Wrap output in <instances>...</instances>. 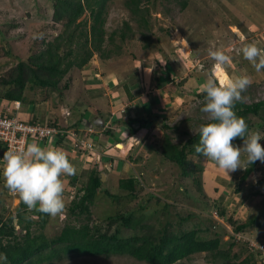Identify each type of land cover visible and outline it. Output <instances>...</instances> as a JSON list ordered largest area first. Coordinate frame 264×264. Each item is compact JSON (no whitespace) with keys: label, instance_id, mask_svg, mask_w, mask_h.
Instances as JSON below:
<instances>
[{"label":"rangeland","instance_id":"374dc122","mask_svg":"<svg viewBox=\"0 0 264 264\" xmlns=\"http://www.w3.org/2000/svg\"><path fill=\"white\" fill-rule=\"evenodd\" d=\"M55 1L0 0L1 79L12 77L19 62L26 59L32 49H43L62 32L63 23L55 22L53 17ZM187 1L188 6L184 9L176 0H152L148 7L151 12L148 17L151 31H144L146 32L144 33L126 8L127 0H110L107 3L106 39L109 40L113 32L118 33L121 29H126L125 22L129 24L132 32L125 42H122L119 36L113 43L106 42L103 49L106 52L110 51L108 57L102 59L100 53L95 52L88 65L80 71L75 70L71 73V87L66 93V100L84 101L82 112L87 117L92 116L93 108L88 105L90 101L94 105L103 104L106 102L102 101L107 98L118 101L122 97L124 99L127 97L123 103L124 106L126 102L127 105L130 103L129 106L134 105L136 108L134 110L141 112L139 115L128 110L125 112V118L122 119L134 117L148 121L151 117L145 113H148L152 98L159 96L156 98L160 101L159 105L162 104L161 99L167 103L165 109L160 108L161 112L157 114L159 118L155 119H159V125L164 123L168 125L169 129L164 130L161 126L149 129V125H146L139 130L135 139L134 137L130 139L125 126L120 128V125H114L113 129L120 128L122 131L119 130L116 135H122L125 141L124 147H132V159L128 161L129 164L127 163L124 171L120 167L111 177H104L102 187L97 192L95 203L91 208L93 218L90 221V227L96 231L97 235L104 234L107 230L113 233L116 225L106 228L107 217L115 214L116 211L130 209L136 214L145 215L150 223H155L157 218L161 217L163 224L171 222L177 230L178 228L202 229L204 231L202 235L209 238L219 235L226 243L223 250L228 253V258L214 259L208 254H197L178 264H243L244 260L250 258V254L244 249L242 242L248 243L247 240H253L259 244L264 243V184H260V181L264 179V163L255 162L253 173L247 181L242 182L241 179L246 170L238 169L234 173H229V177L214 162L203 156H191L193 163L204 168L202 174L198 172L206 195L203 196L194 183L180 175L181 170L178 166L162 161V155L157 151L163 143L164 135L170 136L174 144L185 145L190 141L194 145L198 144L200 126L211 122L206 114L200 111L204 101L201 86L210 74L214 63L208 56L209 48L222 50L231 57V64L220 70L217 83L221 80L227 81L237 76L248 75L252 79V84L243 93L247 97L243 103L251 105L264 100V70L257 73L250 62L243 59L240 52V49L248 43H255L259 48L264 49V0ZM82 19L84 18L80 21ZM5 34L12 40H8ZM72 49L75 51L73 54L75 56L78 51L77 45H74ZM5 51H9L10 54L6 55ZM66 51L67 49H62V52ZM168 59L176 69L172 72L175 84L166 86L165 81L155 83L154 73L159 68L157 66L159 64L166 66ZM130 84L133 87L131 92L133 100L126 93V87ZM159 91L160 94L155 96V93ZM138 96L139 100H137ZM148 96L151 100L145 103ZM32 97L33 93L28 92V98ZM55 98L56 95L52 94V99ZM2 104L8 109L15 108L13 103L1 102L0 109ZM24 109L26 107L21 110ZM119 110L122 109H112L113 112L118 111V114L123 117V112ZM56 112L62 121L64 111ZM149 115L152 116V112H149ZM20 118L22 119L23 115ZM53 119L58 120L54 116ZM22 121L28 123L30 120L22 119ZM260 121L257 117H251L253 125H258ZM254 129L252 131L261 133L260 143L264 146V125ZM101 140L100 145L104 149L109 143L114 142L110 134L103 135ZM242 146L243 141L239 147ZM80 157L82 158L76 165L79 166L80 163L81 167H85L87 161L92 159L90 151L87 154H81ZM126 160H128L127 157ZM1 166L3 167L4 163ZM250 166L252 165H247L246 169ZM108 170L103 169L105 173H108ZM88 171L90 173V168ZM76 176L77 181L79 174L61 177L65 187L63 195L66 208L80 188V183L70 186V182L75 180L73 178ZM130 178L140 181L134 191L120 185L121 180ZM2 181H0V212L7 218L16 214L20 200L17 195L8 190L5 181ZM72 187H76V190L71 189ZM237 188H241L240 193H237ZM106 191L114 195L118 194L120 201L113 202ZM223 198L229 209V217L234 218L238 224L259 216L261 226L249 229L245 237L237 236L235 240H231L233 228L227 221L219 218L215 210H212L214 203ZM166 205H169L168 214L163 217L162 211ZM33 219L36 222L40 221L35 215ZM65 219L66 209L62 216L55 218L50 216L45 228L35 226L32 232L42 233L46 240L50 241L57 235ZM232 242L234 246L229 244ZM246 246L251 249L250 246ZM255 252L248 264H264L263 257ZM235 255H239V258H235ZM0 261H3L2 256ZM43 264L146 263L129 256L95 257L71 254L65 255L60 260Z\"/></svg>","mask_w":264,"mask_h":264},{"label":"trees","instance_id":"16d2710c","mask_svg":"<svg viewBox=\"0 0 264 264\" xmlns=\"http://www.w3.org/2000/svg\"><path fill=\"white\" fill-rule=\"evenodd\" d=\"M109 1L56 0L53 17L55 22L63 23L62 32L54 41L47 43L43 49H32L27 58L19 62L12 77L9 79L0 78V103L20 102L21 105L30 109L35 105L54 101V107L67 106L77 113L75 114L77 118H74L76 123L73 128L78 130L80 125L90 126L89 124H93L91 120L87 123L85 121L86 116H82L84 101L75 100L73 104V101L66 100V93L71 87L70 81L73 71L81 70L88 65L92 61L95 52L100 53L102 59L108 57L110 51L106 52L103 49L106 42H115L117 36L120 37L122 42H125L130 32H132L129 24L125 22L126 29H121L118 33L113 32L109 40L106 39L105 24L107 3ZM176 1L181 4L182 8H187V0ZM150 2L152 0H127L125 4L132 18L138 23L139 28L143 29L142 32L151 31L150 20L148 19L151 15L148 8ZM81 18L84 19L80 21ZM144 33V38H146ZM6 37L8 40H12L11 37L7 35ZM74 45L78 47L75 56H73L75 51L72 49ZM62 49H67V51L62 52ZM5 54L9 55L10 52L5 51ZM165 65L159 64L158 66L159 78L165 76L166 79H169L170 84L174 85L175 79L172 78L171 73L176 69L169 59ZM126 91L128 97L133 100L129 86L126 87ZM28 92L33 93L32 98H28ZM52 94L56 95L54 100ZM205 95L206 93H203V97ZM156 98L158 97L151 100L147 112H150L154 105L160 104L159 99ZM92 108L94 109L93 106ZM7 110V108L5 111L2 110L3 114L10 116L12 111ZM234 111L238 117L245 119L249 131L264 125V100L251 105L237 102ZM107 115L103 116L105 120L108 117ZM251 117L259 118L260 123L253 125ZM150 120L130 117L121 120V124L128 130V135L131 138H135L139 130L149 122H153L154 127L161 126L164 130L169 129L165 123L159 125L157 119ZM29 123H44V120L40 121L36 117ZM55 123V121L50 122V125L55 127ZM110 129H107L105 133L112 136L116 135ZM68 136V134H64L54 137L53 140L62 141ZM242 141V139L237 138L233 143L239 146ZM192 145L194 143L191 141L185 145L174 144L170 136L164 135L163 143L157 152L161 153L162 161L178 166L181 170L180 175L194 183L198 191L206 196L200 177L204 168L193 163L190 158L195 155L202 157V155L197 154ZM7 151L6 144L0 142V181H4L1 165L4 163L2 160L3 155ZM254 167V164H252L246 169L241 179L242 182L248 180ZM101 171L98 167L92 168L90 173L88 172L89 175L80 176L77 181V178H74L75 180L70 182L71 186L80 183V188L75 198L66 208V219L58 230L59 232L50 241L46 240L45 235L42 233L34 234L32 232V228L35 226L45 228L49 223V215L38 210L29 212L27 206L21 201L14 216L5 218L0 212V256L3 257L0 264H43L60 260L65 255L71 254L95 257L129 256L146 264H178L197 254H208L214 259L229 257L228 253L223 250L226 243L222 241L219 235L209 238L202 235L204 231L198 228H178L177 230L171 222L163 224L161 217H158L155 223H150L145 215L136 214L135 211L130 209L116 211L115 214L107 217L106 228L116 225L113 233L107 230L104 234L97 235L96 231L90 227V221L93 218L91 208L95 203L97 192L102 187ZM139 182L136 178H130L121 180L120 185L134 191ZM260 184H264V179L260 181ZM236 191L240 193L241 188H237ZM106 194L113 202L118 203L120 201L118 194L114 195L109 191H106ZM224 202V198L217 200L212 206V210H215L217 216L227 221L233 228L234 235L231 240H235L237 235L245 237L249 229L261 226L259 216H254L246 222L238 224L234 218L229 217V209ZM168 209L169 205H166L162 211L163 217L168 214ZM33 215L37 216L40 221H34ZM242 243H244L243 247L249 252L251 258L255 251L248 249L245 242ZM229 244L234 246L233 242ZM255 253L260 256L258 251ZM235 258H239V255H235ZM250 258L244 260L243 264H248Z\"/></svg>","mask_w":264,"mask_h":264},{"label":"clouds","instance_id":"9594fccd","mask_svg":"<svg viewBox=\"0 0 264 264\" xmlns=\"http://www.w3.org/2000/svg\"><path fill=\"white\" fill-rule=\"evenodd\" d=\"M240 52L243 59L250 62L257 73L264 70V49L259 48L255 43H248L240 49ZM208 56L214 63L210 74L201 86L202 91L206 95L200 111L206 114L207 119L211 122L200 126L199 143L193 145V147L197 154L214 162L220 170L229 176V173H234L238 169L246 170L247 165H252L257 161L264 163V146L260 143L262 140L261 133L259 131H249L245 119L238 117L234 111L237 102L243 103L247 100L243 93L252 84L251 77L241 75L227 81L221 80L217 83V76L220 70L231 64V57L222 50H213L212 48H209ZM172 78H174V75H172ZM161 79H165L168 85H172L165 76L158 78L157 82L160 83ZM129 88H133L132 84H130ZM69 101H73L74 104L75 100L69 99ZM16 103L13 104L15 105ZM47 103H52V101ZM93 104L90 101L88 105L94 106ZM21 107L20 103L18 110ZM66 109L73 111L67 106H59L55 107V110L51 113L50 122L55 121V127L51 126L50 122L37 123L63 132L53 135V137L44 141H52L54 137L68 134V137L74 142L75 153L87 154L88 151L91 152L93 162L95 161V168L98 167L102 172H104L103 169L99 168L101 165H104V170L107 168L116 169L119 159L107 156L106 150L100 144H97L94 139L97 132L102 131V133H105L110 127L102 115L94 119L95 116L93 118L91 116L87 117L82 112V116L85 115L87 117H85V121L91 120L93 124H89L90 126L80 125L77 130L73 128L76 121L71 125L67 126L66 123L65 126H62L61 123L53 119L54 116L59 120L57 110L64 111L61 117L62 121L71 118V114H68L70 111ZM237 138L243 140L242 147L234 145L233 141ZM83 142L88 145L86 148L82 147ZM120 145L122 146L121 142ZM2 160L4 162L2 175L5 186L10 192L18 196L19 200L27 206L29 212L38 210L53 218L62 216L65 213L66 205L63 195L65 187L61 177L74 175L76 169L62 149L41 147L36 143H30L19 149L10 148L4 153ZM102 172L100 173L101 180L102 174H105V172ZM72 189L76 190V187ZM246 244L249 246L248 243Z\"/></svg>","mask_w":264,"mask_h":264},{"label":"crops","instance_id":"0c3cea01","mask_svg":"<svg viewBox=\"0 0 264 264\" xmlns=\"http://www.w3.org/2000/svg\"><path fill=\"white\" fill-rule=\"evenodd\" d=\"M147 72V71H146ZM155 72L156 73H154L155 75H154V80H155V83H157V81H158V78H159V73L157 72V70H155ZM163 81H165V84H166V86H168V82L165 80V79H161V83L163 82ZM154 82V81H153ZM157 85V84H156ZM113 86V85H112ZM162 87V86H161ZM133 90V88L131 89V88H129V91H130V93L131 92H133L132 91ZM158 90V89H157ZM161 90H162V88H161ZM115 92V91H114ZM117 93V92H116ZM114 94V93H113ZM112 94V95H113ZM156 94H160V91L159 92H157V93H155V96H157ZM112 95H109V96H112ZM131 95H132V93H131ZM151 95V94H150ZM133 96V95H132ZM122 97V96H121ZM159 97V96H158ZM139 96L137 97V100H139ZM155 98V97H154ZM127 99V97L124 99V97H122L120 100H118V101H113L111 98L109 99V98H107V99H104L102 102H106V103H103V104H96V105H94L93 107H94V109H93V111H91V118H93L94 116V119H96V117L97 116H101L102 115V117L104 116L105 117V114H108L107 116V119L105 120L106 122H107V124H109L110 125V127H109V129L111 128L112 129V131H114L115 133H117L119 130H120V128H121V126H124V125H122L121 124V120H124V119H122V118H125L124 116H125V112L126 111H128L129 110V112H131V113H136V114H139V113H141V112H139L138 110H134V109H136L135 107H134V105H130L129 106V104L127 105V102H126V105L124 106V102H125V100ZM151 100V98H150V96H148L147 98H146V100H145V103H148L149 101ZM152 100H153V98H152ZM121 102V106L119 105V103ZM135 102V101H134ZM134 102H133V104H134ZM161 105H154L153 106V108H151L150 109V112H152V116L151 115H149V112L148 113H145L146 115H148V116H150L151 117V120L150 121H154V120H156L155 118L158 116V115H156V114H159L161 111H160V108L162 107V108H164L165 109V106H167L166 104L167 103H164L163 101H162V99H161ZM105 104H107V105H105ZM111 104H114V105H111ZM100 106H102V107H100ZM160 106V107H159ZM90 107H92V106H90ZM104 107H106V109H103ZM110 107V108H109ZM125 107V109H123ZM7 107L5 106V105H3L2 106V110L3 109H6ZM22 108H25L23 105H22V107H21V109ZM122 109V110H119L120 112H123L122 114V116L123 117H121L119 114H118V111L117 112H113L112 111V109L113 110H116V109ZM127 108V109H126ZM142 108V107H141ZM8 109V108H7ZM17 110L16 108H9L8 110L9 111H12V115H17V117L19 118V119H21L20 118V116H22L23 115V118L22 119H26V121L27 120H30L29 122H31L33 119H36V117H38V120H40V121H42V119L44 120V123H49L50 121H51V119H50V117L52 116V112L55 110V107L53 106V103H45V104H41V105H35V106H33L32 108H30V109H24V110ZM1 109H0V111H2ZM142 110H144L143 108H142ZM152 110V111H151ZM23 111H25V112H23ZM164 111V110H163ZM3 112V111H2ZM21 112H23L22 114H21ZM26 112H29V113H26ZM143 112H145V111H143ZM68 114H71V118H67V119H65L64 121H61L60 119L59 120H57L58 121V123H61L63 126H65L66 125V123H67V126L68 125H71V124H73V123H75V121H76V119H74V118H77L76 116H75V114H77V113H75V111H70V113H68ZM28 115V116H27ZM79 115V114H78ZM139 115H141V114H139ZM29 117H30V119H29ZM73 117V118H72ZM103 117V118H104ZM158 118H159V116H158ZM21 119V120H22ZM114 121H116L118 124H113V125H111L112 123H114ZM159 121V119H157V122ZM88 123L90 122V121H87ZM152 123V124H151ZM114 125H120V128L119 129H113V127H114ZM146 125H149V129H152V127H154V124H153V122H149V124H146ZM157 127V126H156ZM110 129V130H111ZM121 131V130H120ZM122 132V131H121ZM103 135H106V133H102V131H100V132H97V135L96 136H94V139L96 140L95 142L97 143V144H100L101 143V138L103 137ZM122 135H120V134H118V135H114V136H112V138H114V142L113 143H109L108 144V146H106V148L104 149V150H106V152H107V156H109L110 158H118L119 159V164H117V167H116V169L117 168H122L121 170L122 171H124L125 170V166H127V163L129 164V160L130 159H132V151H133V149H132V147H128V148H126V147H124L125 145H124V143H125V141L122 139V137H121ZM120 142H121V144H122V146H120ZM30 143H36V144H38L39 146H41L40 144H43L41 147H50V148H60V149H62L66 154H67V157H68V159H69V161H70V163L75 167V169H76V172H75V174L77 175V174H79V176H87V174H88V169L90 168V170L94 167L95 168V161L93 162V156H91L90 158H92L90 161H87L86 163H87V165L85 166V167H81V164L79 163V166H77L76 164H77V161L79 162V160L82 158V157H80V155L81 154H78V153H75L74 152V142H73V140L71 139V138H69V137H67L66 139H64V140H59L58 142H57V139H55V140H53V141H44V142H42V141H38V140H35V139H31L30 141H29V144ZM127 144V143H126ZM129 144H131V142H129ZM128 145V144H127ZM124 148H126V151H124ZM131 148V149H130ZM126 157L128 158V160H126ZM72 161V162H71ZM74 162V163H73ZM123 163V164H122ZM89 165V166H88ZM106 165V164H105ZM88 168V169H87ZM99 168H102V169H104L105 167H104V165H101V166H99ZM116 169H114V170H108V168H107V170L109 171L108 173H105L106 174V176L107 177H111L112 176V174L114 173V171L116 170ZM102 173H104V172H102ZM73 177V176H72ZM75 179L77 178V176L76 177H74ZM73 178V179H74ZM71 186V185H70ZM73 188V187H72ZM71 188V189H72Z\"/></svg>","mask_w":264,"mask_h":264},{"label":"built area","instance_id":"2783aa9c","mask_svg":"<svg viewBox=\"0 0 264 264\" xmlns=\"http://www.w3.org/2000/svg\"><path fill=\"white\" fill-rule=\"evenodd\" d=\"M15 108H20V103L15 104ZM91 131V130H90ZM63 133L62 131L41 126L40 124L27 123L17 117V115L5 116L0 111V142H3L8 147V150L19 149L29 144L31 139L44 141L53 135ZM88 145L82 143V147ZM240 237V235H237ZM251 250L258 251L264 259V243L259 244L253 240H247Z\"/></svg>","mask_w":264,"mask_h":264},{"label":"water","instance_id":"95a60500","mask_svg":"<svg viewBox=\"0 0 264 264\" xmlns=\"http://www.w3.org/2000/svg\"><path fill=\"white\" fill-rule=\"evenodd\" d=\"M121 146V145H120ZM104 177H105V174H102V180L104 179Z\"/></svg>","mask_w":264,"mask_h":264}]
</instances>
